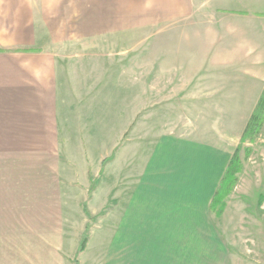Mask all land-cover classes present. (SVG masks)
<instances>
[{"label": "crops", "instance_id": "crops-1", "mask_svg": "<svg viewBox=\"0 0 264 264\" xmlns=\"http://www.w3.org/2000/svg\"><path fill=\"white\" fill-rule=\"evenodd\" d=\"M104 38L124 46L98 79L83 45L97 59ZM263 92L264 0H0V198H19L3 184L34 182L67 148L68 112L82 147L83 98L96 111L108 98L105 125L90 124L92 163L108 159V227L144 264L210 262L189 248L215 237L211 204ZM246 175L223 219L248 197Z\"/></svg>", "mask_w": 264, "mask_h": 264}, {"label": "rangeland", "instance_id": "rangeland-1", "mask_svg": "<svg viewBox=\"0 0 264 264\" xmlns=\"http://www.w3.org/2000/svg\"><path fill=\"white\" fill-rule=\"evenodd\" d=\"M83 1L85 3L88 0ZM80 9L83 14L89 12V7ZM137 41V38L131 40V45ZM86 46L83 45L80 61L82 68L89 67L92 61L93 77L104 79L107 54L113 56L112 49L121 51L124 44L123 40L117 43V40L104 38L97 59L96 56L90 59L92 55ZM116 61L120 62L119 58ZM94 64L98 66L97 70H94ZM84 73L82 77L86 78ZM86 73L88 77L91 74L90 70ZM77 89L85 93L90 88ZM82 101L85 106V110L79 112L83 127L82 147L73 142L71 125L76 118L74 112L73 116L68 112V123L60 125L61 138L68 139V143L63 145L67 148L51 152L46 166L39 168L40 175L34 182L3 184V187L10 186L8 194L20 197L0 198V264H75L79 244L89 224V242L86 251L78 257L80 264H144L139 260L140 254L130 252L127 241L124 244L123 232L108 227L106 187L100 192L102 183L99 181L97 189L90 195L88 193L92 183L90 178H96L103 169L101 165L92 163L94 152L90 138L92 142L99 141V144L102 139H93L97 134L90 135V124L96 120L105 125V113L110 102L108 98H98L96 111L95 101L91 102L90 98H83ZM78 105H81L80 102ZM86 115L89 120H85ZM93 116L95 119L91 118ZM255 140L246 143L253 144ZM240 147L243 168L237 178L239 180L244 169L247 171L241 194L246 192L248 197H233L231 215L222 218L238 181L225 200L223 214L217 215L211 210L217 218H221L215 237L213 240L197 239L194 246L189 248L194 251V259L202 255L207 258L209 255L211 261L190 264H264V139H258L253 147ZM3 190L0 188V194H3ZM91 218L95 220L90 223Z\"/></svg>", "mask_w": 264, "mask_h": 264}, {"label": "trees", "instance_id": "trees-1", "mask_svg": "<svg viewBox=\"0 0 264 264\" xmlns=\"http://www.w3.org/2000/svg\"><path fill=\"white\" fill-rule=\"evenodd\" d=\"M263 127H264V92L243 134L242 145L248 141L253 142L257 138V136H259ZM240 148L241 147H239V149H237L236 152L234 153L232 160L228 166V169L224 175V178L221 182L220 188L218 189L211 204V210L215 212L217 215L223 214L226 207L225 200L232 193V191L237 185L238 182L237 175L242 172L243 167L240 159ZM107 162L108 159L103 161V169L99 173L98 177L92 182L91 187L88 191L89 195L97 187L98 181L103 175L104 166L107 164ZM94 220L95 218H91L90 223L93 222ZM90 225L91 224L88 225L85 233L82 236L81 242L79 244V248L77 250L76 258L74 260L75 264H80L78 257L82 255L87 249V244L89 242Z\"/></svg>", "mask_w": 264, "mask_h": 264}]
</instances>
